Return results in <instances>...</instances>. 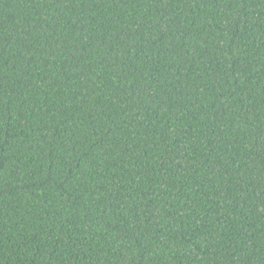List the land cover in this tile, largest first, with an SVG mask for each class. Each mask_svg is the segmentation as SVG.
<instances>
[{"label":"trees","instance_id":"obj_1","mask_svg":"<svg viewBox=\"0 0 264 264\" xmlns=\"http://www.w3.org/2000/svg\"><path fill=\"white\" fill-rule=\"evenodd\" d=\"M0 264H264V0H0Z\"/></svg>","mask_w":264,"mask_h":264}]
</instances>
